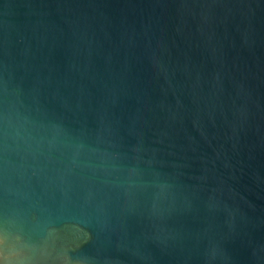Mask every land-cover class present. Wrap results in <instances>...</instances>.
I'll return each instance as SVG.
<instances>
[{
	"label": "water",
	"instance_id": "obj_1",
	"mask_svg": "<svg viewBox=\"0 0 264 264\" xmlns=\"http://www.w3.org/2000/svg\"><path fill=\"white\" fill-rule=\"evenodd\" d=\"M0 264H264V0H0Z\"/></svg>",
	"mask_w": 264,
	"mask_h": 264
}]
</instances>
